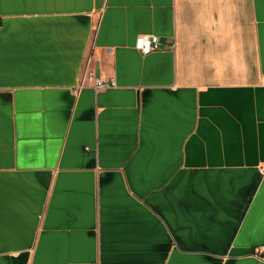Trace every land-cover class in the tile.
Listing matches in <instances>:
<instances>
[{
    "label": "crops",
    "instance_id": "1",
    "mask_svg": "<svg viewBox=\"0 0 264 264\" xmlns=\"http://www.w3.org/2000/svg\"><path fill=\"white\" fill-rule=\"evenodd\" d=\"M0 264H264V0H0Z\"/></svg>",
    "mask_w": 264,
    "mask_h": 264
},
{
    "label": "built area",
    "instance_id": "2",
    "mask_svg": "<svg viewBox=\"0 0 264 264\" xmlns=\"http://www.w3.org/2000/svg\"><path fill=\"white\" fill-rule=\"evenodd\" d=\"M161 42L159 37L153 35H142L137 38L135 48L142 55H149L155 51L160 49ZM84 86V81L81 82V87ZM116 86L115 81H104L100 79H96L94 81V88L96 90H104L114 88Z\"/></svg>",
    "mask_w": 264,
    "mask_h": 264
}]
</instances>
